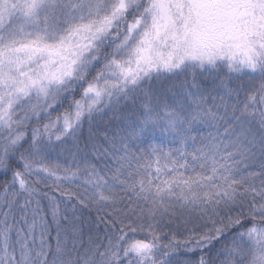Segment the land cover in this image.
<instances>
[{
	"label": "snow or ice",
	"instance_id": "obj_1",
	"mask_svg": "<svg viewBox=\"0 0 264 264\" xmlns=\"http://www.w3.org/2000/svg\"><path fill=\"white\" fill-rule=\"evenodd\" d=\"M0 264H264V0H0Z\"/></svg>",
	"mask_w": 264,
	"mask_h": 264
}]
</instances>
